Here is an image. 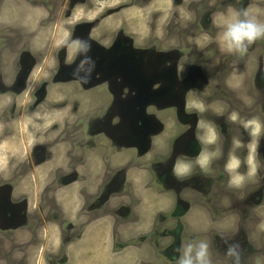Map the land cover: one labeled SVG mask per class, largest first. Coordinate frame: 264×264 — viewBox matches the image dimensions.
Segmentation results:
<instances>
[{"label":"rangeland","instance_id":"1","mask_svg":"<svg viewBox=\"0 0 264 264\" xmlns=\"http://www.w3.org/2000/svg\"><path fill=\"white\" fill-rule=\"evenodd\" d=\"M40 1L50 9L59 8L55 16L58 20L67 17L63 23H70L71 32L89 35L88 23L96 24L92 35L98 41H92V55L98 49L109 51L115 40H128L135 55L138 49L149 44L150 53L165 61L167 80L196 81L198 91L191 89L189 84L182 87L178 95L168 88L164 107L134 109L135 119L140 115L145 118L143 129L135 126L134 143L126 135L116 141L114 134L122 126L117 123H124L127 113L123 107L114 117L113 106L114 102L124 100L125 95L118 93L121 89L116 83L111 86L109 81H103L95 91L83 93V81L77 73L70 75L65 83L51 80L50 69H55L57 53L61 43L68 39V33L60 25L58 28L40 29V21L46 16L32 5ZM15 2L17 31L5 29L2 33L0 30L4 35L0 37V50L3 49L5 54L0 59L4 60L2 64L9 81H14L12 86L18 85L14 93L0 92V207H3L0 210V264H175L173 249L193 239L209 243L212 264H231V259L225 254V238L240 243L242 264H264V129L257 135L260 140L250 139L239 120L226 121L235 112L243 120L258 117L264 122V104H260L261 92L255 81L257 71L254 70L259 59L264 57V39L258 40L242 56L228 53L215 39L220 26L218 18L211 19L212 12H224L230 2L239 10L248 9L251 15L264 22V0H182L181 8L189 12L195 26L186 24V20L178 22V16L173 15V3L166 4V10L170 11L167 18L163 22L158 21V15L150 9L156 11L161 0L153 2L149 13L148 7H139L147 0H9L8 3L15 5ZM183 15L187 16L186 12ZM163 18L165 13L159 19ZM26 22L28 25H24ZM24 26L27 28L22 29ZM190 26L193 29H187ZM31 31L34 32L30 34ZM42 31L46 36H42ZM101 39L104 45L99 43ZM258 48L262 49L259 55ZM76 49L71 47L69 56L76 53ZM123 50L121 56L129 57L127 42ZM20 53L26 59L22 62L31 76L27 84L26 78H18L17 64L20 63L17 55ZM122 67L128 71L124 62ZM102 69L114 71L115 63L99 66V70ZM88 70H84L85 75L90 77ZM95 75L92 78L94 82L104 80L100 73ZM217 78L227 79L221 84L227 99L209 108L200 96H208L211 89L213 94L209 95L216 94L218 88L212 86ZM209 79L213 84L207 89ZM47 81L49 87L46 88ZM156 91L157 87L151 86L149 96ZM31 112L38 116L34 124L30 121ZM211 115H214L220 133L215 129L217 139L212 150L216 153L209 151L211 154L205 171L196 162L207 154L205 147L208 149V144L205 146L202 139L207 138L211 128L208 123ZM189 119H192L191 123ZM218 134L224 139L223 144ZM234 140L241 142L239 148L234 147ZM47 142H52L53 150L71 151L74 162L81 161L95 147H106L109 156L128 147L134 153V166L148 169L147 184L153 185L160 199L156 200L157 194L155 199L144 197L142 203L134 198L128 205L123 199H109L107 211L110 209L111 213V209H115L113 213L117 221L107 222L102 228L107 235L101 237L100 242L87 238L86 249L91 244L99 246L95 253L90 252L91 259L87 253L81 261L72 258V262H68L65 247L73 240L67 229L68 222L64 224L62 252L51 256L50 250L55 246L45 241V229L38 231L36 227L41 217L46 215L43 208L51 204L45 200L47 185L56 179L57 186L64 183L65 178L61 172H54L53 167L58 163L40 166L47 150H50L45 146ZM250 142L256 146L254 152L248 147ZM36 144L39 146L34 148ZM222 149L224 158L210 170L217 155H222ZM226 155L229 159L231 156L247 159L251 155L256 165L255 173L249 175L250 166L245 160L234 173H226ZM120 165L123 164L116 162L112 165L114 171L109 172L108 184L102 195L98 199H89L90 214L101 216L110 194L129 191L127 183L116 180ZM102 169L100 179L105 176V165ZM236 176L241 178V185L230 186V181ZM125 180L133 184L130 178ZM154 202L161 205L154 207Z\"/></svg>","mask_w":264,"mask_h":264},{"label":"flooded vegetation","instance_id":"2","mask_svg":"<svg viewBox=\"0 0 264 264\" xmlns=\"http://www.w3.org/2000/svg\"><path fill=\"white\" fill-rule=\"evenodd\" d=\"M7 0H0V14L3 12L2 10L7 6ZM30 1V0H29ZM149 1L151 0H147L146 4H143L142 6H139L141 8L146 7L149 4ZM33 6L35 5L37 8L39 9H43L45 12V19L40 21L41 26L43 28H47V29H53V28H58V26L60 25V27L62 26L64 30L67 31L68 33V39L69 41H79V42H83V47L82 48H77L76 49V53H72L73 55L68 54L69 49L72 47L69 44L65 43H61V47L59 49V53H57L56 56V67L55 69L53 68L51 71L52 77L51 80L52 81H61V83H65L66 81H68L70 79V75L74 76L77 73L78 78H81L82 82V89L81 91L84 93L87 92H92L95 91L97 89L96 86H98L99 84H102L103 81H109L111 86L113 83H116L117 88L121 89L120 93L122 96L123 94L125 95V99L121 100L120 102H114V106H113V116L116 117L119 112L118 110H122V108L124 107V109H126V121L123 123L119 122L117 123L118 125L122 124V126L119 128V132L114 134V136L117 138L116 141H119L121 138V136L126 135L127 137H130V140L133 142V139H135L136 136V125L139 129H143L145 127V118L143 117V115H140L139 118L135 119L134 117V109H138V110H145L148 109L150 107H154V106H161L164 104H166V95L165 92H168L166 90L171 89V91H176L177 95L180 94V89L184 86H186L187 84L191 85V89L196 88V86L198 85L195 82L192 81H184V80H178V81H172L170 79H166L164 72H165V61L162 62L161 58L158 56L156 57L154 54H151V50H150V46L149 44L143 46L140 50H137V55L132 53V45L130 44V42L127 41H123V40H115L113 46L109 49L108 47H106V49H109V51H104L103 49H98V51L96 52V54H91L92 50H91V46H94L92 41H98L95 37H93L92 32L93 30H95V25L96 24H92V23H88L89 27H90V34L87 35L82 33H75V31L72 30L71 32V28H69L70 23H63L64 21H67L68 18L64 17L61 18V20H58L55 16V14L58 12L59 8L57 9V7L54 9H50L49 6H47L45 4L44 1H40V2H33L32 4ZM250 4L247 6L249 7ZM132 7H137V6H133ZM226 11L229 10V8H233L235 10H239L236 8V5L233 3H228L226 5ZM220 10H216L214 12L211 13V19H213L215 17V15L219 12ZM58 22V23H57ZM64 24H66V27L64 28ZM193 26L194 23H192ZM193 26L187 27V29L192 28ZM213 26V25H212ZM74 28V27H73ZM196 28V27H195ZM213 30H216V28L213 26L212 27ZM0 30L3 31L5 30L2 26H1V20H0ZM218 30V29H217ZM219 32V30H218ZM134 34V33H131ZM4 36L3 34H0V37ZM72 36V37H71ZM105 36V35H104ZM214 36V35H213ZM103 39H101L99 41V43L102 45ZM125 42H127V46H129L130 48V56L124 58V56H121V54L124 52L123 48L125 47ZM141 44V43H140ZM104 45V43H103ZM128 48V47H127ZM86 49V51L84 50ZM73 50H75V47H73ZM261 48H258L257 50V54L259 55L261 53ZM126 52L127 49L125 50ZM139 51V52H138ZM5 54L3 53V49L0 50V58H4ZM17 62L20 64H17V71L19 70V74H18V78H26V84L29 80L30 76V72L27 69V67L23 64L22 61H26V59L24 58L23 54L21 55V53L19 54V56L17 55ZM70 57V58H69ZM20 59V62H19ZM260 62L258 64V68H257V76H256V83L259 86V90L261 92L260 95V104L261 106L264 104V57L261 59H259ZM3 61L0 59V92L3 93H14V91H17V86L16 84H14V86H12V81H9V75L4 71V66H3ZM41 62L43 60H40ZM66 61H70V63H66ZM108 62H113L115 63V70L114 71H108L107 69H102L99 70V66H102L103 64H107ZM122 62L125 63L128 71H124L123 67H122ZM65 64V65H63ZM20 65V67H19ZM65 66V67H62ZM37 67V64L34 65V67L32 68L33 70H35ZM80 68V69H79ZM79 69V71H78ZM89 69V70H88ZM32 70V71H33ZM56 70V71H55ZM82 70V71H81ZM84 70H88L89 71V75L90 77H87L85 74L86 72ZM55 71V72H54ZM96 73H100L102 75L101 79H104L100 82H94V80H92V78L96 77ZM84 74V75H82ZM185 78L186 75H185ZM115 79V81H114ZM227 79L226 78H217V80L215 81V83L213 84L212 80H207L206 82V86L208 85L207 89L211 88V84H213V88L217 87L218 89H216L214 95H209V94H213V90L211 89V93H208V96H203L201 95L200 98L204 101H206V103L208 104L209 108L213 105V104H218V103H222V102H226L227 97L225 96L223 89L224 87L221 86V84L223 85V82H226ZM17 81H15L16 83ZM48 81L45 84L46 88L49 87L48 86ZM151 86H156L157 87V93L149 96V90ZM24 87H27V85H25ZM26 89V88H25ZM124 89H126V91L124 92ZM197 89V90H196ZM194 90L198 91V88H196ZM228 89V87H227ZM24 90V88H23ZM21 90V91H23ZM33 92H35V90L33 89ZM202 92L204 93L205 91L202 90ZM23 93V92H21ZM121 96V98H122ZM165 97V98H164ZM182 101H179V103ZM177 103V102H176ZM175 103V104H176ZM185 104H187V101L185 102ZM196 107H198V105H196ZM211 110V109H210ZM210 113H213V111H211ZM131 114V116H130ZM31 117H30V121H33V124L36 123L38 116L37 113L35 112H31L30 113ZM189 118V117H188ZM186 118V120L188 119ZM120 119H122V116H120ZM188 121V120H187ZM192 119H189V123H191ZM208 123L211 125V128H213L214 130L216 129L217 133L219 132L218 127H216L217 122L214 119V115H211L210 118L208 119ZM199 124V122L197 123ZM218 126V124H217ZM123 128L125 129V131H123ZM122 132H126L125 134ZM152 135V134H150ZM218 138L219 140H221L222 144L224 143V139L222 138V136H220V134H218ZM261 138L259 137V140ZM202 142H204L205 146H207L208 144V149L205 147V150L207 152L206 155L210 156V154L212 152H215L214 150H212L213 148V142L212 143H208L206 141V139H202ZM207 142V143H205ZM134 143V142H133ZM39 144V143H38ZM36 144L34 145V148H37L39 145ZM40 145H43L42 143H40ZM45 146H49L50 150H47L46 152V158H44V160L41 162V165H47L49 164L55 157V152H57V150H53V144L52 142H47V145ZM214 149V148H213ZM106 147L103 146H99V147H95L93 148L90 152H87L84 156L83 159L79 162H74L75 158L72 155L71 151H67V155H66V159L68 160L66 168L68 167L71 170V173H74V176H69L67 175L66 172V168L63 167V165H56L54 166V172L58 173L61 172L62 174H64V183L62 184H57L58 185H67L71 182L72 179H81L84 180V176H80L79 173L80 170H78L79 167H83L85 170H87L88 173H91L93 171V161L91 158H89L90 155L92 154H96L99 152H101V156L103 157V161H104V165H105V169H106V173L105 176L102 177L101 181L102 183L96 188L97 190H99L98 194L93 197V199H98L101 195H102V191L104 190V188L106 187V185L108 184V179L107 176H109V172L110 171H114L112 169V160L114 158V156H121L125 161L123 162V165H120V172H118V175L116 176V180L122 181L123 183H127L130 188L129 190H131L133 184L130 181L125 180V176H126V172L128 170H130L133 167H141V166H134L133 163V159H134V153L133 150L128 149V147H125L123 149H120L118 151L113 152L110 156L108 154L109 150ZM209 151L211 153H209ZM218 151V150H216ZM222 155H217L216 159L211 163V167L210 170H212V168H214L215 163L218 161H220L222 158H224V150L222 149ZM34 154V150L32 152ZM216 153V152H215ZM228 153V152H227ZM126 156H128V158L126 159ZM229 155H226L225 157V162H224V168L226 173L229 174V172L226 170V164L229 162ZM127 160V161H126ZM241 162L242 160H246L244 159H240ZM196 164H198L196 162ZM199 166V164H198ZM67 168V169H68ZM144 168V167H142ZM242 168V167H241ZM147 169V168H145ZM78 174V175H76ZM56 180V179H55ZM55 180L51 181L50 184L46 187L45 191H44V195H45V200L47 202H50V205H46V206H52L51 212L54 210V212L58 211V208L54 205L53 203V199L48 198L49 197V193L52 189V187L55 189ZM230 181V179H229ZM229 181H228V185H229ZM259 184V183H258ZM147 185H149L150 187H152L153 185L148 183ZM123 192H121L120 194H122ZM120 194H110V198H108L107 202L105 203L104 206V212L107 211V208L110 206V201L109 199H112L113 197L115 198L116 196L120 195ZM92 199V198H90ZM140 201V200H139ZM45 206V207H46ZM90 206V203L87 204V213L90 214V211H88V208ZM2 206L0 207V210H2ZM115 209H113L114 212ZM42 211H45V209L43 208ZM94 211H96L94 209ZM16 214V213H15ZM46 214V213H45ZM92 217H98V214L94 213L91 215ZM48 221V217L45 215V217L43 218V216L41 217V219L39 220V223L37 224L36 229L38 231H40L41 228H44V224ZM1 233V231H0Z\"/></svg>","mask_w":264,"mask_h":264},{"label":"crops","instance_id":"3","mask_svg":"<svg viewBox=\"0 0 264 264\" xmlns=\"http://www.w3.org/2000/svg\"><path fill=\"white\" fill-rule=\"evenodd\" d=\"M156 1L157 0L149 1V4L147 5L148 7L147 11L148 13L150 11H153L155 15H158V19H157L158 21H163L164 19L167 18L166 16L168 12L170 13V11L166 10L167 7L166 4L173 3L175 7L173 11V15L175 14V16H178V22H181V20H186L185 22L186 24L189 25L190 23L192 24L191 17L188 16L189 12L185 10L183 11L181 8V6L183 5L182 0H178L177 3L174 0H161V2H159L160 5L157 6L158 8H156V11H154L153 8L150 9L149 11L150 6H153V2ZM6 2H7V6L2 10L3 12L0 14L1 26L6 30L8 29V30L17 31V2H15V5L8 3L9 0H7ZM40 10H42L39 11L41 15H45L44 10L43 9ZM188 10L191 11L190 8ZM185 12L187 16L183 17L184 15L182 14ZM227 12L228 11L226 10L224 12L219 11L215 15V17L217 16L218 24L220 25L219 27H217L219 31L223 30V26L225 22L227 21V19H229V17L226 15ZM164 13H165V18L160 20L162 14ZM13 16L15 17L16 21L15 19H13ZM13 20L14 23H12ZM26 20H28V18H26ZM157 20L154 21V24H156ZM24 25H28V23L26 22V24ZM26 28L27 26H24L22 29H26ZM40 29L47 30V28H43V27H41ZM33 32L31 31L30 34H32ZM41 33L43 34L42 36H46L44 35L45 33L43 31ZM257 68L258 66L254 70H257ZM246 134L248 138H250L247 131ZM252 139L259 140V136H256L255 138ZM66 155H67V151L57 150V152H55V157L51 162L58 163V166H60L62 160L64 159L61 165H63V167L66 168L68 162V160L65 158ZM99 155L92 154L89 156V158H91L93 161V171L91 173H88L87 170H85L83 167L78 168V170H80L81 172L79 173V175L84 176V180L75 178L72 179L71 182L65 186L58 185L57 187H55V189L52 187L48 198L53 199V203L58 208V211L54 212L55 210L54 209L51 212L52 206L45 207V213L46 216L48 217V221L44 224V229L46 231L44 235L46 238L45 241L47 242V244L49 242L53 245V247L55 246V249L53 248L50 250L51 256H57L58 253L62 252L61 250L63 243V233H65L64 224L66 222H68L69 224L67 227L69 236L73 237V240L68 242L65 247L66 254L69 258L68 261L69 263L72 262L71 261L72 258H74L76 261H81L85 259L87 257V253L88 255L90 254L88 258L91 259L92 258L91 253H95L99 246L97 247V245L91 244V246L87 247L86 249L84 245L86 244L87 238L90 237V238H94L95 240L98 239V241L100 242L101 237L103 236L106 237L107 235L106 230L102 228L106 224H108L107 222L117 221V216L114 215L115 212L113 213V209H111L112 211L111 213L109 212L110 211L109 209L108 211H105L104 214L98 217H92L91 216L92 214L85 212L89 199L95 197L98 194L99 190H97L96 188L102 183L100 176L102 174V170H103L102 168L104 164H103L102 156ZM127 158L128 156H126V159ZM59 159H61V162H59ZM124 161L125 158L123 160L121 156L116 155L112 160V164L116 162L123 164ZM67 168H66V172L68 177L74 176L73 175L74 173H71V170ZM148 176H149L148 169L142 167H134L128 170L126 172L125 179L130 178V180L133 181V186L131 190H129L128 192H123L122 194L116 196L115 199L117 200L123 199V202L127 205L129 204V202L133 201L134 198L140 200L141 203L144 201V197L149 199L150 198L155 199L157 197L156 200H159L160 199L158 197V195H160L159 192L156 191L153 186L150 187L149 185H147ZM156 194L157 196L155 197ZM59 195L61 196L59 197ZM157 203L158 202H154L153 206L158 207L159 205H161L160 203L158 204ZM121 204H123L122 201ZM79 232L80 234H78Z\"/></svg>","mask_w":264,"mask_h":264},{"label":"clouds","instance_id":"4","mask_svg":"<svg viewBox=\"0 0 264 264\" xmlns=\"http://www.w3.org/2000/svg\"><path fill=\"white\" fill-rule=\"evenodd\" d=\"M226 15L229 19H227L223 26V30L218 32L215 39L228 53H235L242 56L258 40L264 39V22L259 21L255 16L251 15L248 9L233 10L229 8ZM66 44L76 48L83 47V42L79 41L66 40ZM84 50L86 51V49ZM227 120L233 122L239 120L245 131L248 132L250 138H255L257 134L261 133L262 129H264V122L258 117L243 120L239 117L238 113L233 112L226 118V121ZM216 139L217 134L215 130L209 128L206 141L212 143ZM233 143L236 148L241 146L239 140H234ZM248 147L251 152L255 151L256 146L254 143L250 142ZM208 163V155H204L198 160L199 166L205 171H207ZM240 163L241 161L238 157L231 156L226 165L227 171L230 174L234 173V170L239 167ZM245 163L250 166L249 175L254 174L256 165L251 155L247 157ZM182 171H187V169H183ZM240 185L241 178L239 176H236L230 181V186L239 187ZM223 243L226 246L225 254L231 259V264H242L243 250L240 243L227 238L223 239ZM209 249L210 245L205 240L193 239L186 245L182 244L180 247L173 249L175 264H212Z\"/></svg>","mask_w":264,"mask_h":264},{"label":"bare ground","instance_id":"5","mask_svg":"<svg viewBox=\"0 0 264 264\" xmlns=\"http://www.w3.org/2000/svg\"><path fill=\"white\" fill-rule=\"evenodd\" d=\"M26 183V182H25ZM20 190V189H19ZM31 246V245H30Z\"/></svg>","mask_w":264,"mask_h":264}]
</instances>
